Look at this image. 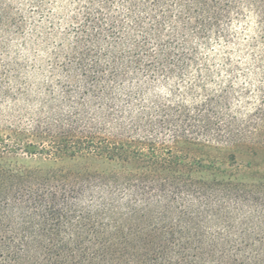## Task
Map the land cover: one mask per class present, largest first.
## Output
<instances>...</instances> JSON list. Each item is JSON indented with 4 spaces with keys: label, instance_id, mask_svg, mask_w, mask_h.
<instances>
[{
    "label": "trees",
    "instance_id": "obj_1",
    "mask_svg": "<svg viewBox=\"0 0 264 264\" xmlns=\"http://www.w3.org/2000/svg\"><path fill=\"white\" fill-rule=\"evenodd\" d=\"M71 1L39 116L0 138V264H264V0ZM250 17L256 90L215 52Z\"/></svg>",
    "mask_w": 264,
    "mask_h": 264
},
{
    "label": "rangeland",
    "instance_id": "obj_2",
    "mask_svg": "<svg viewBox=\"0 0 264 264\" xmlns=\"http://www.w3.org/2000/svg\"><path fill=\"white\" fill-rule=\"evenodd\" d=\"M31 5L29 0H0V138L4 139L15 130L19 132L18 137L24 139L21 130L31 126L39 116L41 102L47 96V85L56 78V56L61 58L62 50L67 48V42L57 33L63 31L66 20L73 13L72 1L51 0L53 15L40 26L36 22L41 18ZM234 32L237 40L226 47L215 45V52L230 50L234 66L239 68L233 80L236 87L248 86L256 90L262 83V73L254 72L258 70L254 62L261 50L253 54L245 45L256 35V21L250 17L245 23H237ZM216 64H222V58H217ZM244 71L249 72L248 77ZM11 163L29 167L46 164L22 154ZM243 175L247 179L253 176L250 172Z\"/></svg>",
    "mask_w": 264,
    "mask_h": 264
}]
</instances>
